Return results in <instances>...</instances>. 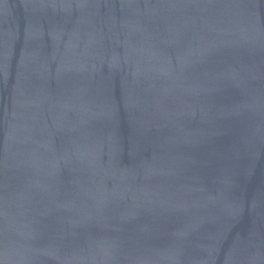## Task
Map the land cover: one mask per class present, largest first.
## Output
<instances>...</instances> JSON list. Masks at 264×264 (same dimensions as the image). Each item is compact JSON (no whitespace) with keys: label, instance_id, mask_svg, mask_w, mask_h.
Returning <instances> with one entry per match:
<instances>
[{"label":"water","instance_id":"95a60500","mask_svg":"<svg viewBox=\"0 0 264 264\" xmlns=\"http://www.w3.org/2000/svg\"><path fill=\"white\" fill-rule=\"evenodd\" d=\"M0 264H264V0H0Z\"/></svg>","mask_w":264,"mask_h":264}]
</instances>
